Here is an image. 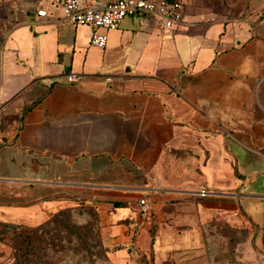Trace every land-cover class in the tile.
Returning <instances> with one entry per match:
<instances>
[{"label": "crops", "instance_id": "1", "mask_svg": "<svg viewBox=\"0 0 264 264\" xmlns=\"http://www.w3.org/2000/svg\"><path fill=\"white\" fill-rule=\"evenodd\" d=\"M182 1L169 29L140 16L75 25L52 0L0 2V213L42 221L93 205L127 239L138 226L151 264L174 252L223 264L198 253L213 220L262 227L264 0Z\"/></svg>", "mask_w": 264, "mask_h": 264}, {"label": "rangeland", "instance_id": "2", "mask_svg": "<svg viewBox=\"0 0 264 264\" xmlns=\"http://www.w3.org/2000/svg\"><path fill=\"white\" fill-rule=\"evenodd\" d=\"M262 179L259 178L260 181ZM72 207L71 223L77 225L88 223L98 231V233H92L95 240L92 253L81 251L79 254H74L73 251H63V247L60 246L48 247L46 254L38 258V260L42 259L43 264H143L145 260L154 261V254L145 253L138 245V226L131 227L132 232L127 239L124 227L123 231L114 232L111 219L99 216L98 220L88 206ZM263 207V204L257 205L254 216H261ZM40 221V216L19 218L0 213V264H18L21 261L24 249L21 248L23 244L20 234L21 232L27 234ZM232 227L242 229L234 233ZM155 231L156 228L153 235ZM263 238L264 224L260 227L246 216L242 219L227 217L222 221L213 220L205 230L206 243L198 248V253L202 254L200 258L202 261L216 258L222 259L223 264H264ZM66 242L67 240L64 239L63 244ZM79 242L77 238L73 240V244H79ZM102 246L109 249L105 251ZM114 246H121L122 249L113 250ZM37 253L40 254V252ZM172 256L168 264H178L180 256L175 252Z\"/></svg>", "mask_w": 264, "mask_h": 264}, {"label": "built area", "instance_id": "3", "mask_svg": "<svg viewBox=\"0 0 264 264\" xmlns=\"http://www.w3.org/2000/svg\"><path fill=\"white\" fill-rule=\"evenodd\" d=\"M61 8L64 18L75 25H91L98 28L115 29L127 16L148 17L164 28H173L184 22L185 6L182 0H52ZM40 18L47 16L44 8L37 10ZM108 35L95 32L91 44L104 48ZM79 76L69 73L67 80L74 82ZM111 81V77L107 78ZM202 190L200 195H205ZM139 212L148 217L151 215V205L145 197L138 201Z\"/></svg>", "mask_w": 264, "mask_h": 264}, {"label": "trees", "instance_id": "4", "mask_svg": "<svg viewBox=\"0 0 264 264\" xmlns=\"http://www.w3.org/2000/svg\"><path fill=\"white\" fill-rule=\"evenodd\" d=\"M79 206H88L90 212L99 220L100 215L95 206L85 204L84 202H80L76 205V207ZM72 209L73 207L69 206L50 211L48 216L44 220L38 222V225L30 232L27 234H22L21 232L20 235L22 236L23 244L21 248L24 249V256L18 264H43L42 259L38 260V258L46 254L48 247L60 246L63 247V251H73L74 254H79L81 251L92 253L95 243L92 233H98V231L94 230L88 223L82 225L71 223L72 220L70 218ZM135 226L137 225L135 224ZM238 229L242 228L232 227L234 233L238 232ZM76 238L80 240L79 244H73V240ZM64 239L67 240L66 244H63ZM262 241L264 243V238ZM102 247L105 248V251L109 249L105 246ZM112 249L118 250L122 249V247L114 246ZM37 252H40V254ZM31 253L32 256H30ZM143 264H151V262L145 260Z\"/></svg>", "mask_w": 264, "mask_h": 264}]
</instances>
